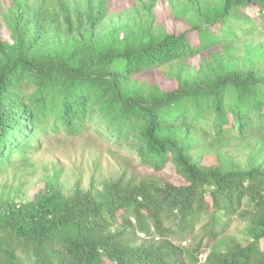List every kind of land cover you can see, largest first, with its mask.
Instances as JSON below:
<instances>
[{"label":"trees","instance_id":"obj_1","mask_svg":"<svg viewBox=\"0 0 264 264\" xmlns=\"http://www.w3.org/2000/svg\"><path fill=\"white\" fill-rule=\"evenodd\" d=\"M109 6L10 0L0 9L10 31L0 37V170L29 161L48 127L75 135L96 120L143 164L170 162L180 178L70 191L53 179L25 198L1 196L0 264H30L17 248L33 264H264V163L250 156L238 168L207 151L264 133V44H234L264 26V0H186L158 30L141 23L122 36L98 32ZM200 214L209 219L197 237ZM234 215L240 233L223 251L211 247Z\"/></svg>","mask_w":264,"mask_h":264},{"label":"rangeland","instance_id":"obj_2","mask_svg":"<svg viewBox=\"0 0 264 264\" xmlns=\"http://www.w3.org/2000/svg\"><path fill=\"white\" fill-rule=\"evenodd\" d=\"M217 1L201 0V3L210 5ZM9 2L10 0H0V9L6 10ZM185 3L186 0H155L152 10H148L140 0H110L108 15L98 26V32L105 34L116 30L122 36L127 26L141 23L143 25L151 23L156 31L165 18L172 16L178 9H182ZM9 35L10 31L0 14V37L10 39ZM234 44L239 47L244 45L255 47L264 44V26L256 30L254 34H243ZM218 46L221 47V44ZM238 54L243 58L242 48ZM191 61L194 66L200 62L198 56ZM32 89L28 87V90ZM39 138V146L31 152L29 161L12 162L0 170V197L25 198L34 187L53 179L62 183L70 191L77 184L86 189L93 181L96 186L102 188L104 180L117 177H123L125 180L132 177L136 180L180 178L170 162L161 171L155 170L151 165L143 164L137 151L129 143H119L103 135L96 120L88 121L87 126L75 135L67 133L62 128L53 130L48 127ZM239 142L231 139L223 147L210 148L207 151L218 150L228 164H234L238 168L247 167L250 156L256 158V163H264V133L253 134ZM208 219L207 214H200L194 221V234L197 237L203 236L204 224ZM166 222L173 228L179 226V220L174 217L166 218ZM242 227L243 221L234 215L224 232L212 242L211 247L223 251L230 245L228 238L239 234ZM184 243L187 244V242ZM16 252L23 262L34 263L35 257L30 251L17 248ZM200 258L202 260L203 255ZM198 264L204 263L201 261Z\"/></svg>","mask_w":264,"mask_h":264}]
</instances>
